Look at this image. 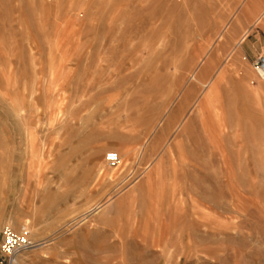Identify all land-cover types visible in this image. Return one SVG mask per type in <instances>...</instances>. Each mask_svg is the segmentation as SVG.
Wrapping results in <instances>:
<instances>
[{
    "label": "rangeland",
    "instance_id": "1",
    "mask_svg": "<svg viewBox=\"0 0 264 264\" xmlns=\"http://www.w3.org/2000/svg\"><path fill=\"white\" fill-rule=\"evenodd\" d=\"M248 1L0 0V231L38 243L22 264H264Z\"/></svg>",
    "mask_w": 264,
    "mask_h": 264
},
{
    "label": "bare ground",
    "instance_id": "2",
    "mask_svg": "<svg viewBox=\"0 0 264 264\" xmlns=\"http://www.w3.org/2000/svg\"><path fill=\"white\" fill-rule=\"evenodd\" d=\"M262 5L259 1H254V0H250L248 1L243 7H242V16H244L246 18V16L249 18L251 15H253V19L252 17H250V19H252L253 21L251 22L253 26L255 25H258V24H261L262 22H264V10H261L262 8ZM234 15V14H233ZM240 23V18L236 19V21H233L232 23L230 24H226L224 25V27L226 28L224 31L230 35H232L234 32H236L237 28H238V25ZM242 26V25H241ZM208 29L210 30L211 29V26H207ZM206 28V26H205ZM204 26H203V29H205ZM248 34L247 31H245L244 33H242V35L236 39V41L234 42V45L235 46H239L241 44V42L244 40V38L246 37V35ZM222 35L223 34H219L218 35V38L219 40L222 39ZM228 35V36H230ZM207 52V51H206ZM205 54V53H204ZM213 55H210L208 56V54L206 53L205 55H203V58L199 59L195 64L193 63L192 65V68H191V71H190V74H189V77L191 78V80L193 79L197 81L198 84L201 85V87H203L205 90V94H204V97H209V95L211 94V79H207V80H204L201 78V76L206 73L209 68L212 66V63H213ZM208 57V58H207ZM205 58H207V60L205 61ZM235 58V57H234ZM178 65V64H177ZM175 65V66H177ZM184 67V66H183ZM198 73V79L195 77V75ZM182 72L178 74V76H176V79H177V84H181V81H182V77L184 78V76H182ZM188 80V79H187ZM191 83V82H190ZM175 84V82L173 83ZM172 84V85H173ZM188 84V83H187ZM185 84H181L180 87H179V92L186 86H184ZM193 85V84H192ZM191 86V84H190ZM193 87V86H191ZM188 88V87H187ZM191 90V89H190ZM203 91V90H202ZM174 92V91H173ZM178 92V93H179ZM187 92V91H186ZM193 93V92H192ZM191 95V91H188V93L185 94V97L188 98L189 96ZM177 96L176 95H171L168 97V99H166V101L163 102V105L165 106V110H164V113L167 114V118H168V121L166 120V126L165 127H170L172 125H178V121L177 122H173V124L169 121V118L173 117L174 115H176V113L180 112L182 110V107L180 105L176 106V108H172V104L175 102V99L177 100L178 98H176ZM198 100V99H197ZM180 104V103H179ZM176 105V104H175ZM172 108V109H171ZM21 110V109H20ZM169 110H172L171 113L169 114ZM180 115V113H179ZM162 119V118H161ZM161 119L156 123V125L154 126L153 130L152 131H155L156 129L160 128L163 129V127L160 125L161 124ZM173 120V119H172ZM175 125V126H176ZM177 127V128H178ZM186 127V124L181 128V130L185 129ZM173 128V127H172ZM160 129V130H161ZM165 129V128H164ZM144 147V144H141L140 145V148H143ZM120 161H118L119 163ZM150 177V176H149ZM148 180V179H147ZM151 180V179H150ZM151 183V182H149ZM99 207V206H98ZM97 207V208H98ZM95 210V209H94ZM93 210V211H94ZM30 236V235H29ZM161 242V241H160ZM40 244V243H39ZM35 245H38L35 244ZM161 245V244H160Z\"/></svg>",
    "mask_w": 264,
    "mask_h": 264
},
{
    "label": "built area",
    "instance_id": "3",
    "mask_svg": "<svg viewBox=\"0 0 264 264\" xmlns=\"http://www.w3.org/2000/svg\"><path fill=\"white\" fill-rule=\"evenodd\" d=\"M252 67L260 78H264V51L252 62ZM105 161L108 166H114L119 161V156L114 151L107 152ZM23 229V230H22ZM14 229L5 224L0 231V264H22L24 253L35 247L36 242L28 235V230Z\"/></svg>",
    "mask_w": 264,
    "mask_h": 264
},
{
    "label": "crops",
    "instance_id": "4",
    "mask_svg": "<svg viewBox=\"0 0 264 264\" xmlns=\"http://www.w3.org/2000/svg\"><path fill=\"white\" fill-rule=\"evenodd\" d=\"M249 20L244 17L242 23ZM246 28H248V34L239 47L246 58L254 60L264 51V22L255 26H246Z\"/></svg>",
    "mask_w": 264,
    "mask_h": 264
}]
</instances>
